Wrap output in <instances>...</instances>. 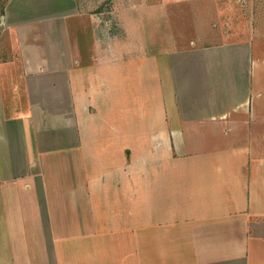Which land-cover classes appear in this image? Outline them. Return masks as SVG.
Returning a JSON list of instances; mask_svg holds the SVG:
<instances>
[{"label":"crops","instance_id":"0c3cea01","mask_svg":"<svg viewBox=\"0 0 264 264\" xmlns=\"http://www.w3.org/2000/svg\"><path fill=\"white\" fill-rule=\"evenodd\" d=\"M3 1L0 75L17 62L22 85L10 106L0 92V264H264L252 27L215 25L181 47L169 29L144 36L149 11L109 50L90 24L84 66L58 0ZM128 40L137 49L122 54Z\"/></svg>","mask_w":264,"mask_h":264},{"label":"rangeland","instance_id":"374dc122","mask_svg":"<svg viewBox=\"0 0 264 264\" xmlns=\"http://www.w3.org/2000/svg\"><path fill=\"white\" fill-rule=\"evenodd\" d=\"M51 1V0H49ZM79 12L83 15H70L73 9L63 0L59 2L58 17L61 19V29L64 27L67 44L71 48L73 54L80 55L83 65L88 64L90 59V49L94 45L92 40V32L90 24H97L99 27L95 31L103 38L104 35L108 39L109 50L117 37L125 35V21L127 17L139 19V25H143V18L151 11L150 24L153 25L152 31L141 29L144 36H156L164 38L165 35H170L166 32L167 29L175 34L176 43L181 47H188L191 38L197 43V40H202L205 28L214 31L215 25L219 31L236 30L237 34L242 33L243 28L250 30L254 36L253 49L255 52L264 53V0H76ZM138 9L134 10L137 16L128 15L125 13L126 8ZM140 7V8H139ZM69 14V15H66ZM68 16V17H66ZM236 22V25L233 23ZM240 22V23H239ZM239 23V24H238ZM238 24V25H237ZM94 26V25H93ZM96 26V25H95ZM216 26V27H217ZM150 28V27H149ZM145 29V30H144ZM151 30V29H150ZM151 32V34H150ZM197 34L196 36H194ZM246 34V33H245ZM6 38L0 32V47H3V41ZM205 37L202 42H205ZM135 41L128 40V43L123 48L122 54H128V51H135ZM7 45V44H4ZM2 49V48H1ZM132 58V57H131ZM15 63L14 70L7 67L11 76L6 73L0 75V92L3 94L4 100L9 104L13 103L14 96L12 88L21 84V78L15 76L19 73V67ZM118 70L121 69L120 64L114 65ZM116 72V71H114ZM113 73V72H112ZM141 74V73H140ZM135 77V76H134ZM145 78L148 79L145 74ZM113 79H115V74ZM125 82V78L122 79ZM133 80V78L131 79ZM139 80V78H138ZM23 82V79H22ZM112 83V81H111ZM22 85V84H21ZM132 96V95H131ZM126 97V95H125ZM131 98V97H130ZM9 110V109H8ZM12 111V110H11Z\"/></svg>","mask_w":264,"mask_h":264},{"label":"trees","instance_id":"16d2710c","mask_svg":"<svg viewBox=\"0 0 264 264\" xmlns=\"http://www.w3.org/2000/svg\"><path fill=\"white\" fill-rule=\"evenodd\" d=\"M0 5H1L2 14H4V1L3 0H0Z\"/></svg>","mask_w":264,"mask_h":264}]
</instances>
